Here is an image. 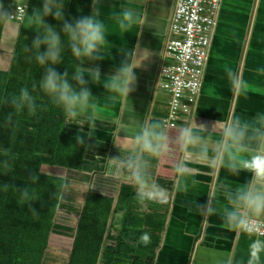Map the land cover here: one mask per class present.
Listing matches in <instances>:
<instances>
[{
    "label": "crops",
    "instance_id": "0c3cea01",
    "mask_svg": "<svg viewBox=\"0 0 264 264\" xmlns=\"http://www.w3.org/2000/svg\"><path fill=\"white\" fill-rule=\"evenodd\" d=\"M0 3L11 13L18 4L28 6L23 22L11 19L0 23V72L9 73L20 39L32 41L37 34L39 22L29 15L42 6V0ZM71 3L68 19L91 13V0ZM176 5L177 0H100L108 40L102 50L104 59L85 61L81 66L98 64L101 81L92 82L85 76L94 106L79 121L66 119L64 129L86 139L85 158L76 168L42 166L45 173L65 182L42 264H68L85 210L91 219L102 221L97 264H244L250 241L264 239L233 230L222 219L226 195L246 182L248 175H234L219 162H203L177 144V136L193 120L249 119L264 112V74L257 71L264 69V0H221L200 94L178 127L166 130L162 119L168 114L169 95L162 88L160 74L168 61L165 50ZM124 7L138 14L135 26L127 32L121 31L114 19V13ZM135 49L147 50L150 58L143 68L136 69L134 91L127 97L114 96L103 81ZM226 67L238 70L247 81L246 94L239 87L231 88ZM149 123L158 124L169 137L167 153L145 158L149 179L166 188L168 194L161 202L141 203L135 198L125 164L136 153L118 148L116 141L135 133L138 125ZM208 135L216 137L215 133ZM184 163L190 175L181 177L175 168ZM185 181L189 190L182 192ZM205 204L215 208V213L201 207ZM143 233L150 236L147 245L139 242Z\"/></svg>",
    "mask_w": 264,
    "mask_h": 264
},
{
    "label": "clouds",
    "instance_id": "9594fccd",
    "mask_svg": "<svg viewBox=\"0 0 264 264\" xmlns=\"http://www.w3.org/2000/svg\"><path fill=\"white\" fill-rule=\"evenodd\" d=\"M66 0H42V6L33 9L29 17L39 22L37 34L32 39L31 45H24V52L28 58L34 59L36 64L43 69L38 83H33L31 91L29 87H21L18 93L0 97V105H8L13 112H9L5 123H11L14 113L27 111L29 115H35L40 105L33 93L39 89L48 97L51 104L59 107L65 118L69 121H79L84 117L89 108L93 107L92 92L87 86L88 80L101 81V70L98 64L84 68L81 65L104 59L102 50L106 47L107 26L101 19L100 0H91V13L72 19L64 16ZM137 13L124 7L119 13H114L117 27L121 31L131 30L137 22ZM52 16L61 23L58 30L55 25L46 22L45 18ZM12 13L0 3V23L11 21ZM63 37V38H62ZM26 39V38H25ZM43 47V51L41 48ZM66 52L79 63L69 72L65 68L63 73L57 71L56 66L63 62ZM150 58L147 50L135 49L133 54L121 62L118 68L103 81V86L114 96L127 97L135 89L137 84L136 69L144 67ZM228 81L232 89L240 88L242 94H246L243 81L238 70L225 68ZM264 74V69H258ZM74 82V83H73ZM75 85V86H74ZM208 133H215L213 139ZM77 143H85L82 135L75 137ZM177 144L189 155H194L201 161L215 164L221 163L228 172L239 175L246 173L248 180L231 189L226 195L227 204L222 209L223 222L233 230L242 233H254L256 226L254 220L264 219V112L257 113L249 119H241L234 116L231 121L217 119L213 121H192L177 136ZM118 148L125 147L135 156H130L125 161L130 175V184L134 188V195L138 202H161L168 192L161 185L155 184L149 179L145 159L158 158L169 151V137L166 131L160 129L158 124L149 123L138 125V130L132 134H126L116 141ZM0 168L10 169V153L6 148H0ZM178 176L190 175V169L186 163L178 164L175 168ZM195 184V181H192ZM5 190L8 184H3ZM189 190V184L185 181L182 192ZM22 200H29L30 193L27 187L17 189ZM206 211L214 214L216 209L209 205H202ZM33 216L39 213L30 208ZM139 242L147 245L150 243L148 233L139 237ZM244 264H264V239H252L248 244L247 259Z\"/></svg>",
    "mask_w": 264,
    "mask_h": 264
},
{
    "label": "trees",
    "instance_id": "16d2710c",
    "mask_svg": "<svg viewBox=\"0 0 264 264\" xmlns=\"http://www.w3.org/2000/svg\"><path fill=\"white\" fill-rule=\"evenodd\" d=\"M71 0H66L64 16L68 19ZM46 22L59 30L61 23L52 16ZM63 38V37H62ZM31 40L20 39L12 70L0 72V97L18 93L27 86L31 91L38 83L43 69L24 52V45ZM43 47L41 51H43ZM76 60L66 52L57 71L63 73L74 69ZM33 95L40 107L35 115L25 110L14 113L11 123H5L8 105H0V148L10 153V169L0 168V264H42L49 246L52 227L62 204L65 182L45 173L44 164L79 167L86 154L85 143H77V135L66 132L63 111L50 103L39 89ZM4 157L0 155V159ZM3 184H8L7 190ZM27 187L29 200H22L17 189ZM35 209L39 215L30 212ZM85 210L82 216L74 248L68 264H97L96 253L100 251L101 220L91 219ZM100 212V210H99ZM88 215V216H87Z\"/></svg>",
    "mask_w": 264,
    "mask_h": 264
},
{
    "label": "built area",
    "instance_id": "2783aa9c",
    "mask_svg": "<svg viewBox=\"0 0 264 264\" xmlns=\"http://www.w3.org/2000/svg\"><path fill=\"white\" fill-rule=\"evenodd\" d=\"M221 0H177L170 36L161 68L162 88L169 95L168 114L162 119L166 130L176 129L182 115L189 114L200 94L208 62L212 34ZM27 4H18L12 20L23 22ZM254 233L264 237V219L254 220Z\"/></svg>",
    "mask_w": 264,
    "mask_h": 264
},
{
    "label": "rangeland",
    "instance_id": "374dc122",
    "mask_svg": "<svg viewBox=\"0 0 264 264\" xmlns=\"http://www.w3.org/2000/svg\"><path fill=\"white\" fill-rule=\"evenodd\" d=\"M66 258V257H65Z\"/></svg>",
    "mask_w": 264,
    "mask_h": 264
}]
</instances>
